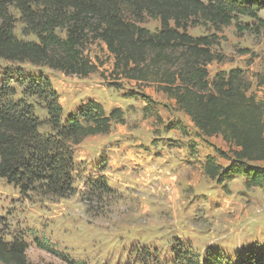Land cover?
Here are the masks:
<instances>
[{"label":"rangeland","instance_id":"rangeland-1","mask_svg":"<svg viewBox=\"0 0 264 264\" xmlns=\"http://www.w3.org/2000/svg\"><path fill=\"white\" fill-rule=\"evenodd\" d=\"M9 11L16 21L15 36L36 41L21 34L17 12ZM140 26L150 33L160 29L159 21L150 18ZM186 34L210 43L203 48L217 60L206 67L209 81L239 70L251 83L250 92L264 99L254 78L264 70V11L256 19L239 16L226 27L188 24ZM84 56L97 67L86 78L0 60V84L10 81L15 99L21 97L20 78L45 77L58 95L63 119L90 101L106 115L120 110L123 119L112 122L109 133L87 137L73 148L72 197L21 195L0 179L4 240L24 241L28 264H177L181 251H190L200 262L221 252L235 264L247 250L264 247V192L246 188L242 177L220 185L204 173L207 156L227 165L216 153L227 152L221 138L201 136L153 80L120 76L100 41L88 44ZM26 100L44 123V105ZM39 132L50 130L43 125ZM101 175L111 192L92 199L84 193L86 183Z\"/></svg>","mask_w":264,"mask_h":264},{"label":"trees","instance_id":"trees-1","mask_svg":"<svg viewBox=\"0 0 264 264\" xmlns=\"http://www.w3.org/2000/svg\"><path fill=\"white\" fill-rule=\"evenodd\" d=\"M9 8L19 16L21 34L36 41L15 36ZM261 11L264 0H0V60L86 78L97 67L84 56L85 48L100 41L120 76L153 80L201 136L221 138L227 152L216 153L227 165L207 156L203 170L211 181L223 185L242 177L246 188L264 192V99L250 92L252 85L239 70L218 73L209 81L206 67L217 60L203 48L210 43L186 34L188 24L206 21L226 27L239 16L256 19ZM145 18L159 21V31L142 28ZM254 78L255 87L264 92V70ZM17 86L19 99L10 81L0 84V179L21 195L74 196L73 148L87 137L109 133L112 122L122 123L121 111L106 115L100 104L90 101L63 119L47 78L25 76ZM27 98L44 105V123ZM43 125L49 133L39 132ZM86 184L84 193L92 199L111 192L103 175ZM4 226L0 217V264H28L26 243L14 237L5 241ZM177 256V264H231L221 252L202 262L190 251ZM235 264H264V247L247 250Z\"/></svg>","mask_w":264,"mask_h":264}]
</instances>
